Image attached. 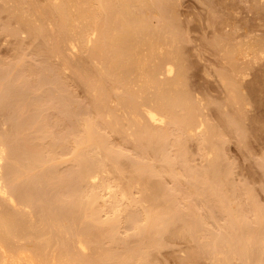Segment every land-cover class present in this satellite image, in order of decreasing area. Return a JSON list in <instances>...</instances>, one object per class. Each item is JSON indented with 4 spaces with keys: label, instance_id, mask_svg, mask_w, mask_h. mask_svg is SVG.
Segmentation results:
<instances>
[{
    "label": "bare ground",
    "instance_id": "bare-ground-1",
    "mask_svg": "<svg viewBox=\"0 0 264 264\" xmlns=\"http://www.w3.org/2000/svg\"><path fill=\"white\" fill-rule=\"evenodd\" d=\"M250 1L253 19L264 20V0ZM174 7L170 0H0L7 17L2 35L28 36L36 43L29 54L43 64H25L17 51L9 70L0 72V264H154L169 238L188 245L174 257L178 264H264V207L247 188L241 192L249 203L232 206L233 167L220 163L224 136L236 130L243 142L249 133L228 113L243 101L228 66L235 67L234 54L246 44L228 50L224 36V43L212 42L223 68L216 79L227 95L214 107L217 124H205L202 105L185 86L184 36ZM248 45L256 49L259 42ZM263 51L257 55L264 61ZM37 86L48 87V99L40 97L45 104L34 94ZM74 86L85 94L82 106L73 105ZM44 110L55 113L45 114L49 122ZM191 141L203 161L197 168L186 152ZM118 143L130 144L133 157ZM164 176L173 188L164 187ZM103 194L114 200L106 204ZM102 208L108 216H100ZM214 215L223 217L216 229ZM126 226L130 235L117 237Z\"/></svg>",
    "mask_w": 264,
    "mask_h": 264
},
{
    "label": "rangeland",
    "instance_id": "rangeland-1",
    "mask_svg": "<svg viewBox=\"0 0 264 264\" xmlns=\"http://www.w3.org/2000/svg\"><path fill=\"white\" fill-rule=\"evenodd\" d=\"M208 1L209 2H207V0H172V1L170 0V2L172 4L175 3V7L174 8L176 9L175 10V12L177 14L176 15L177 16L176 21H177V25H178V28L177 27L176 28H177L178 31L183 32L182 34L185 37V39H184V37L182 36L183 37V40H182L183 42L180 40V42L183 44V45L180 44L181 47L183 48V50H182V48L180 50L184 51L183 52L184 54H182V52H181V54H182V57H183V62L185 61L184 62V69H185L184 72L186 71L185 72V81H186L185 82V86H187L186 89L189 87L188 88V91H189L188 93L191 95L192 99L193 100L196 99L202 105V108L204 110L200 109V113H201V117L203 119V122L204 123L205 122L206 123L210 122L211 124L216 125L217 124V119H216V117L214 118L215 108L217 106H223L224 105L223 103H225L226 100L224 102L223 98L226 99V95L227 94L225 92L226 90L223 89V86L220 85V83L218 81L219 79L218 80L216 79L217 78V73H219V70L222 71L223 68L220 65L221 64V60H220L219 55L216 53V50H215L216 48L214 46L211 47L212 42H214V41L215 42H219L220 41V42L224 43V41H225V43H226V41L228 40V42H227L228 43V50H232L233 48L236 49L235 46H237V48H239V47L242 48L244 46L242 48V50L243 49L246 50L247 49V47H246L247 44H250L251 42H253L255 40H257L259 42V45H258L259 49H257L258 46L255 49V47L252 48L250 45H248V48H250V50H252V49L254 50L255 49V50H259V51H255V50L254 51H250L249 49H247V51H249V52L246 51L248 54H253V53L256 54L257 57L254 54H253V56L251 55L253 58H255V57L259 58V59H254L255 65H254V63L251 64L252 62H254L253 58L250 55L246 56L248 54L247 53L245 54V50H244V52H241V50H238L239 52H237V53H239V54H237V53L234 54L235 58L237 57L236 58L237 61H236L235 67L231 68L232 66H230V65L228 66V77L230 78V76L232 75V78L233 77L235 78L236 86H237L236 92L238 91L237 95L240 96L238 98L243 99V101L239 100V102H241L240 105H239V102H238L237 105L236 104H232V107L229 106L230 104H229V101H228V106H229L228 107V109H229L228 113L234 114V116L237 115L236 118H238V121H239L238 126L241 127V129H243V130L244 129L246 131L248 130L249 136H248L247 133H245V130H244V133H245L244 138H243L244 141L241 142V140H242L241 136L238 137L239 135H238L236 130L235 131L233 130V132L230 131L233 134L228 132L229 134L227 136H224V138H223V142H225V143L222 142L223 145H222V148H221L222 149L221 154L223 153V155L221 157L222 158L221 160H223L224 157L225 158H224L223 162L220 160V163L222 165H225V164L229 163V165H230V162H231L230 167L231 166L233 167V168L231 167L232 169L230 170V175H229L228 179L232 180V181H230V183L232 182L234 184L231 183V185L232 186L234 185L236 189L238 188V191L234 192L235 194L232 195V197H231L232 201H230L231 205L235 206V204H237L236 206H238L239 203H237V202H240V204H242V202L243 203H245V202L247 203L249 200H248L247 194L245 195L244 193L246 191L247 192L250 191L249 195L251 197L254 196L253 198L255 200H253V198H251V199L256 204H258L259 207H264V184H263L264 183V169H263L264 165H262V164H264V66H263L264 65V61H263V59L261 60L260 57H258V55H257L259 53L260 56H261L262 53L260 52V50L261 51L264 50V46H263L264 45V42H263V39H264V31H263L264 30V25H263L264 23L263 22H264V20H262L260 18V16H259V18L262 21L260 23L259 22L260 19H258L259 20L258 21L257 18H256V17H258L257 15H256V17H254L256 20L253 19L251 12L253 10L252 7L254 5H252L253 3L250 0H245V1L244 0H240V1L239 0H237V1L236 0H231V1L230 0H208ZM233 3H235V4H233ZM241 7H243V8L241 9ZM261 7H264V6H261ZM249 9L251 10V12H248V11H250ZM232 11H233V13H232ZM249 13H251V14H249ZM253 16H254V14H253ZM211 17H213V19ZM215 17H216V19H215ZM233 17H235L237 19V21ZM5 18L7 19L5 13H3V12L0 13V24H2V23L7 21ZM154 19L155 18H152L150 20L151 24L152 23L153 24L156 23L155 21H153ZM4 20H6V21H4ZM256 24H259V25H256ZM179 25H180V28H179ZM255 25H256V27L259 26V28L257 29L256 27H253ZM11 26H13V25H11ZM248 26H250V27H248ZM251 26L254 28V31H253V29L251 30V28H252ZM262 27H263V29H262ZM245 29H247V31L250 32V33L247 34V31ZM242 30H244V32ZM180 32H179V34H181ZM231 34H233V35H231ZM225 36L228 37V38H226ZM212 37L213 38L217 37L218 39L217 38L213 39ZM220 37H223L225 40L223 38H221L222 41L219 40ZM254 38H256V39H254ZM29 40H30V38L28 36H26L25 34H23V35L19 34V37H16V36H14V37L12 36L11 37V35H6L4 33H3V35H2V33L0 34V72H6L7 70H9L10 66H12L13 63L17 59V51H18V53L21 54V55L19 54L18 56H22L23 55L22 57L26 60L25 64H28L27 62H29V60L35 62V64H32V66H35L36 63L39 62V59H38L37 56L33 55L36 60L33 57H31V55L35 51V49L33 50L32 47H34V45H35V48H36V43L34 44V42L32 40H30V41ZM18 41H20L19 42L20 45H19ZM239 41H241V42H239ZM30 42H32V43H30ZM208 42H209V44H207ZM239 43H240V46H239ZM31 44H32V47H31ZM243 44H246V45H243ZM21 45H23V46H21ZM28 45H30V46H28ZM213 45H214V43H213ZM18 46H20V47H18ZM22 47H23L24 50L22 49ZM25 47L26 48L27 47L28 48L31 47V48H29L30 50L28 48L26 50ZM18 48L22 49V50L19 51ZM211 48H214V49H211ZM31 50L33 51L32 54L30 53V52H32ZM250 52H253V53H250ZM263 53H264V51H263ZM28 55L30 57H28ZM245 56H246L247 59L245 58ZM259 60H260V62H259ZM247 61H249V62H247ZM53 62L56 63V61L52 60V63ZM40 63L41 62H39V64H37L38 67H40L41 65L43 66V64L41 63V65H40ZM247 63L249 65L251 64V66L253 65V67L250 68L249 65L247 67ZM256 63H258L259 65L256 64ZM29 65H31V62H29ZM214 71L216 73H214ZM255 72H257V73H255ZM229 73H231V74H229ZM242 73H243V75H242ZM173 74H174V72L171 75H173ZM28 76L29 75L26 74L25 77H28ZM67 76H68V74H66V76L64 75V77H66V78H67ZM33 78L35 80L36 77L30 75V79L32 80ZM68 78H69V76H68ZM25 79H26L25 81L28 80L30 82V79H28V78H25ZM34 80H33V82L31 81V83L28 84V86H30V87L32 86L31 87L32 89L36 86V81H37V85H39L38 84V79L36 78L35 82H34ZM28 81L26 82V86H27ZM33 85H35V86L33 87ZM241 86L244 87V89ZM37 88L38 89L42 88V90H43V89L48 88V87L45 86V88H43V86L42 87L37 86ZM32 89H31V92H33L35 88L33 89V91H32ZM38 89L35 90L34 94L38 96V92H39L40 94H39L38 98H39V100H41L42 98H44L43 93L46 92V89H45V91L44 90L41 91L40 89H39L40 90L39 91ZM72 89H74V91H72V99L75 98L74 100H76V101L72 100L74 102L73 105L76 106L77 104L75 102H77V103L80 104L79 106H82V104L84 103V99L86 98V97H84L85 94H84L83 90L79 89L78 87L76 88L75 86L72 87ZM76 89H77V91H76ZM240 90H241V92H240ZM36 92H37V94H36ZM73 92H76L75 93L76 95ZM62 95H63V93L60 94V96H62ZM260 95H261V97H260ZM58 96H59V94H58ZM40 97H42V98L40 99ZM47 99H45V100H47ZM45 100H43L44 102L42 101L43 104H45ZM197 101H195V102H197ZM206 101L208 102L207 105H206V103H207ZM48 102H46V103L48 104ZM80 102H83V103L81 104ZM85 102H86V100H85ZM213 102L214 103H220V105L219 104H215L214 105ZM242 102H243V104H242ZM199 103H198V105H199ZM245 103H246V106H245ZM49 105H52V104H49ZM56 107L59 108L56 105V106L53 107V109L56 108ZM76 107H78V105ZM208 107H209V109H208ZM237 107H239L240 109H238ZM48 108L49 107H47L46 109L50 110V108L49 109ZM200 108H201V106H200ZM242 108H243V110H242ZM53 109H51V110H53ZM212 109H214V111H212ZM55 110L57 111V109H55ZM239 110H241L240 114H239L240 117L238 115ZM53 111L52 112L49 111L51 116L55 114V113H53ZM47 112L48 111H46V110L43 111L45 118H46V115L49 113V112L48 113ZM247 112H249V113H247ZM251 112L253 113V115H252ZM258 112H259V114H258ZM31 113H32L31 109L28 108L27 114L31 115ZM43 113H42V115H43ZM50 114H48V115H50ZM242 114H243V116H241ZM259 115H261V116H259ZM244 116H246V117H244ZM52 117H49L50 120L52 119ZM204 117H205V120H207V121L204 120ZM46 120L49 122L48 118H46ZM241 120H242V122H241ZM249 123H251L250 126H249ZM49 124L51 126L52 122H50ZM246 124H247V126H246ZM51 127H53V126H51ZM257 132H258V134H257ZM234 133L237 134V135H235ZM230 136H231V138H230ZM232 136H233V138H232ZM236 136L238 138H236ZM226 138H227V141H225ZM256 139H257V141H256ZM239 142L242 143V144L240 145ZM191 143H192V141L188 142V144H190V146L187 144V147H189V148L186 147L187 148L186 152H187V156H188L190 162H192L193 165L197 168V166L200 167L199 166L200 164L202 165L203 161L200 158L201 157V153L198 152L196 144L194 142L192 144ZM245 143H246V145H245ZM19 144H22V142L19 141ZM121 144H123V143H118V145H119V147H117L118 150H120V151H124L125 150L122 153H124L123 155L127 156L128 158L129 157H133L135 152H134V154H132L133 153L132 152L133 149L131 150V147L129 146L130 144L124 143L125 147H124V144H123L122 145V149H120L121 148L120 147ZM116 145H117V141H116ZM248 146H250V147H248ZM128 150L130 152H132V153L130 154V152H128ZM248 150H249V152H248ZM125 152H127V153H125ZM189 152L192 155V158H191ZM125 156L121 160L123 163H124V161H127V158ZM125 158H126V160H125ZM260 160H262V161H260ZM261 162H263V163L261 164ZM261 165H262V167H261ZM125 172H127V171H125ZM164 177L162 179L163 185L165 184L164 187L173 188L172 186H174V185H172L173 183L170 181V179H168L169 177L168 176H166L165 178ZM166 184H167V186H166ZM243 184H244L245 188H244ZM239 185H241V186H239ZM261 186H262V188H261ZM245 189H246V191H245ZM115 190H117V189H115ZM241 191L242 192L244 191V193H242ZM102 193H104V192H102ZM252 193H253V195H252ZM241 194H244V195L242 196ZM103 195H105V194H103ZM133 195H134V196H132L133 198H137L138 197V195L136 193H133ZM239 195H241V196H239ZM105 196H107V195H105ZM105 196H103V198L105 199L104 201H105L106 204L111 203L114 200V198H112V197H109V196L105 197ZM236 198H238L240 200L238 201V199H237V201H236ZM241 198H243V199H241ZM123 201L125 203V199ZM104 209L102 208V212H100V214L103 213L105 210H106V213L105 214L103 213L104 215L101 214L100 215L101 217L107 215V209H105V210ZM216 216L215 215L213 216V220L215 222H213V220L211 222V223L215 224V225H213V224L211 225L213 229L219 228V225L221 226L223 224V219H222L223 217H221L219 215H216ZM210 221L211 220H209V224H211ZM127 229H128L127 226H126V228L125 227L119 228L117 237L125 238V237L129 236L130 235L129 233H131L130 227H129L128 230ZM169 239H166L167 243L165 245V249H162V250L160 249L159 252H157V255H155L154 260H153L154 264H163V263L164 264H178V262L175 260L174 257H179L180 255L185 254V250L186 249H184V248L188 247L186 242L185 243L183 242L185 240H183V239L181 240L180 238H179L180 240L178 238H175V240H174V238H169ZM114 245L115 246H113V248L116 249L117 244H114ZM119 245L120 244H118L117 249L118 248L121 249L122 245H120V247H119ZM120 249H118V250H120ZM182 251H184V253H182ZM161 260L163 261V263H162ZM237 262L238 261H235V262H232V263L238 264ZM198 263L199 264H208L209 261L207 262V260H200Z\"/></svg>",
    "mask_w": 264,
    "mask_h": 264
}]
</instances>
